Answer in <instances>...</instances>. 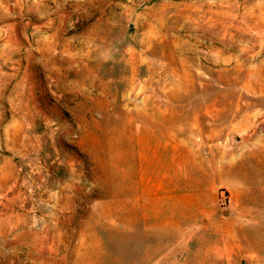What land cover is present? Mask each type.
<instances>
[{"label":"rangeland","instance_id":"rangeland-1","mask_svg":"<svg viewBox=\"0 0 264 264\" xmlns=\"http://www.w3.org/2000/svg\"><path fill=\"white\" fill-rule=\"evenodd\" d=\"M242 260L264 264V0H0V264Z\"/></svg>","mask_w":264,"mask_h":264},{"label":"crops","instance_id":"crops-1","mask_svg":"<svg viewBox=\"0 0 264 264\" xmlns=\"http://www.w3.org/2000/svg\"><path fill=\"white\" fill-rule=\"evenodd\" d=\"M225 1H229V0H225ZM229 10H231V15H233V10H238V5L237 6H235L234 8L232 7L231 9H229ZM227 11V10H226ZM225 11V13L224 14H227V12ZM233 18V16H231V21L230 22H228V20L226 19V21H224V26H226V25H228V24H230V26L231 27H233V26H235V30H237L236 32H235V34H236V36L238 37V15H237V13L235 12V19L233 20L232 19ZM223 25V24H222ZM233 37H234V34H233V32L231 33V39H233Z\"/></svg>","mask_w":264,"mask_h":264},{"label":"water","instance_id":"water-1","mask_svg":"<svg viewBox=\"0 0 264 264\" xmlns=\"http://www.w3.org/2000/svg\"><path fill=\"white\" fill-rule=\"evenodd\" d=\"M240 264H246V263H245V261H244V260H242Z\"/></svg>","mask_w":264,"mask_h":264},{"label":"bare ground","instance_id":"bare-ground-1","mask_svg":"<svg viewBox=\"0 0 264 264\" xmlns=\"http://www.w3.org/2000/svg\"><path fill=\"white\" fill-rule=\"evenodd\" d=\"M240 27H241V26H240ZM236 31H237V30H236ZM241 32H242V31H241ZM241 32H240V33H241ZM216 249H217V248H216ZM214 250H215V249H214ZM211 251H212V250H211ZM215 252H216V251H215ZM213 253H214V252H213Z\"/></svg>","mask_w":264,"mask_h":264}]
</instances>
